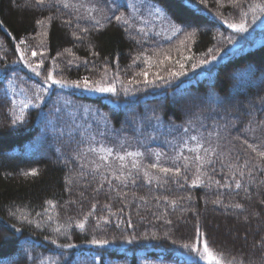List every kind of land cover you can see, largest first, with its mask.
<instances>
[{"label":"trees","instance_id":"1","mask_svg":"<svg viewBox=\"0 0 264 264\" xmlns=\"http://www.w3.org/2000/svg\"><path fill=\"white\" fill-rule=\"evenodd\" d=\"M257 4L0 0V264H207L198 237L264 264ZM242 19L246 31L228 26ZM49 73L70 86L49 88ZM85 77L116 93L71 86ZM220 221L251 236L233 241Z\"/></svg>","mask_w":264,"mask_h":264},{"label":"snow or ice","instance_id":"2","mask_svg":"<svg viewBox=\"0 0 264 264\" xmlns=\"http://www.w3.org/2000/svg\"><path fill=\"white\" fill-rule=\"evenodd\" d=\"M38 3L40 4H43L44 3V0H37ZM201 2L203 3L204 0H201ZM240 2L241 0H231V3L233 4V6H240ZM67 6V5H65ZM255 7L257 8H260L261 11H264V5H259L257 4ZM157 11H159V9H157ZM247 16V12H243V17H246ZM117 20H121L122 18L121 17H116ZM128 21L127 20H124V23H127ZM41 24H43L44 22L43 21H40ZM230 28H234L236 31L238 32H244L247 30L246 28V23L244 21V19L241 20V22L239 24H229L228 25ZM23 43V41H22ZM32 55H36L35 52L32 53ZM214 58V57H213ZM21 59H23V53L21 54ZM183 67V65L181 66ZM33 71L37 73V75H39V72L37 71V68H33ZM142 75H147V73H141ZM48 81H51V84H49V88L54 84V85H59L60 87H68L70 85H68V83L66 81H63V80H59V79H56L51 73L48 74V76L46 77L45 79V83H48ZM71 86H74V87H84L85 89L87 90H90V91H96V92H100V93H112V94H115L116 93V89L115 87H112V86H108V87H91L89 85V82H88V78L85 77L83 79V82L81 81H73L72 82V85ZM40 91H47V89H40ZM37 95V97H39V91L35 93ZM27 105H25L26 107ZM191 139L193 140H196L197 138L195 136L191 137ZM245 144H248V142L245 140L244 141ZM203 147L202 144L199 143V141L197 142V147L194 148V149H190V151H196L198 152L199 149ZM248 147L252 149V151H257L256 147L254 145H251V144H248ZM90 151H95V149H89ZM103 152L105 153V155H103L101 157L102 160H107L108 156L112 155V149L111 148H104L102 149ZM209 150H205V155H207ZM213 155L215 154L214 152L212 153ZM260 157H264V151H260L257 153ZM143 153L141 152H128L125 154V156H119L118 155V158L120 159V161H124L125 160V157L126 156H132V157H138V156H142ZM160 158V154H157V160H159ZM195 159L199 160V161H204V157H201V156H197ZM185 161H187V158L185 157ZM208 163H211L212 161L211 160H208L207 161ZM133 166L135 167L136 164L134 163ZM187 166V163L185 164V167ZM99 167V166H97ZM149 167L151 168H158L160 172L164 173V174H168L170 172H173V169L171 168H165V167H162L159 163H156V164H152L150 165ZM180 172V169L179 168H176L175 169V174H179ZM33 175H35V171H33L32 173ZM147 175V173H145ZM241 175H243V173H241ZM151 181H149L150 183ZM193 183L195 184V181H193ZM219 183V182H217ZM227 186H231V185H227ZM236 188H240L241 187V184L240 183H236L235 185ZM49 204H52V201H48ZM235 207L239 208L241 207V205L237 204L235 205ZM81 227H83V225H81ZM199 231V230H198ZM93 244H100V245H103L104 243H107L106 241H98V240H93L92 241ZM67 247H72V245H67ZM185 247H189V245H185ZM194 247V250L197 251L198 255L200 256L201 259H204L207 261V264H233V260H224L223 259V254L220 253V254H217L215 253L208 245L207 243V240H204L203 241V244H202V248L199 246V237H198V244L196 246H193ZM242 264V262H241Z\"/></svg>","mask_w":264,"mask_h":264},{"label":"rangeland","instance_id":"3","mask_svg":"<svg viewBox=\"0 0 264 264\" xmlns=\"http://www.w3.org/2000/svg\"><path fill=\"white\" fill-rule=\"evenodd\" d=\"M212 229L216 230V231H221L222 234L225 235V237L230 238L233 241H238V233L241 234V232H245L247 234H249V236H251L250 233V227L249 225H245L244 228H242V230H238L237 228H234L233 226H227L226 223L224 221H220L219 225H212ZM239 243L242 244L241 241H239Z\"/></svg>","mask_w":264,"mask_h":264}]
</instances>
